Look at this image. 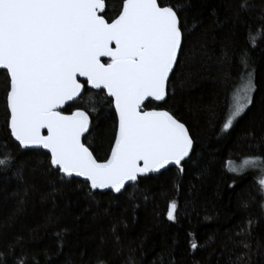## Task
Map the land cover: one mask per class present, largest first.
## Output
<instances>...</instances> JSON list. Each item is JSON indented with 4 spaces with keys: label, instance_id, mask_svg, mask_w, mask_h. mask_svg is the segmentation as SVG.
I'll return each instance as SVG.
<instances>
[{
    "label": "snow or ice",
    "instance_id": "snow-or-ice-1",
    "mask_svg": "<svg viewBox=\"0 0 264 264\" xmlns=\"http://www.w3.org/2000/svg\"><path fill=\"white\" fill-rule=\"evenodd\" d=\"M111 5L112 0H0L5 127L23 154L44 157L32 169L40 171L50 187L41 200L54 202L57 196L67 195L66 189L83 186L89 200L108 195V190L116 194L113 199L128 194L135 211L139 207L136 192L150 174L174 168L184 175L195 165L198 180L208 176V168L198 162L196 141L186 124L169 111L145 110L146 102H167L171 79L182 71L186 45L200 22L192 14L191 0H119L117 7ZM230 7L228 19L239 23L255 5L252 0H235ZM258 39H264V8L259 12L258 31L248 33L252 49L258 47ZM255 63L249 48L241 49V83L222 126L224 133L255 107ZM226 78L231 79L227 74ZM85 93L89 97L82 109L78 104L85 101ZM108 119L113 120L110 137L98 129ZM45 129L47 134H42ZM93 135L100 136L101 145L109 139L103 161L94 155L91 143L84 142ZM246 135L264 150V133L259 139L252 130ZM25 167L11 151L0 152V170L15 168L14 174L23 180ZM226 170L241 177L258 170L255 183L264 199V157H245L239 165L229 160ZM249 206V201L241 202L245 210ZM177 208L175 200L169 202L168 221H176ZM14 219L15 215L9 223ZM54 222L49 217L48 223ZM248 223L251 226L253 221ZM111 231L119 243L117 226ZM65 232L67 229L55 233L59 250ZM245 232L241 229L238 235ZM240 243L250 250L246 239ZM189 246L192 251L205 247L194 238ZM15 247L14 243L0 250V264H26L24 253L17 257ZM247 259L245 252L231 264H245ZM96 264L107 262L98 255ZM128 264H134L131 255Z\"/></svg>",
    "mask_w": 264,
    "mask_h": 264
},
{
    "label": "trees",
    "instance_id": "trees-1",
    "mask_svg": "<svg viewBox=\"0 0 264 264\" xmlns=\"http://www.w3.org/2000/svg\"><path fill=\"white\" fill-rule=\"evenodd\" d=\"M252 2L253 12L234 23L228 18L235 0H191L192 14L200 23L186 45L182 71L170 78L167 102L147 103L146 109H165L186 124L196 141L198 162L208 168V176L198 180L195 165L184 175L174 168L150 175L136 192L139 207L135 211L128 194L113 199L116 194L108 191V195L89 200L83 186L66 189L67 195L57 196L54 202L41 200L50 187L40 171L32 169L36 160L44 157L23 154L6 130L4 78L0 75V152L11 151L18 164L26 166L23 180L16 177L15 168L0 170V250L15 243V254L19 257L23 252L26 264H96L98 255L107 264H128L130 255L134 264H231L245 252V264H264V208L260 207L264 199L258 194L257 177L253 172L241 177L226 170L229 160L264 157L261 145L246 135L252 130L259 139L264 133V39L257 40L255 49L248 43L249 30L255 35L259 29L264 0ZM118 4L119 0H112L111 6ZM243 48H249L256 61L252 66L257 86L255 107L224 133L221 129L229 115L232 94L241 83L238 70ZM84 96L85 101L78 104L82 109L89 94ZM112 124V119L103 120L98 125L101 135L107 131L110 137ZM84 142L91 143L101 161L106 159L109 139L101 145L100 136L93 135ZM172 200L178 205L175 222L167 220ZM242 201H249L248 209L241 207ZM49 217L55 222L49 224ZM249 220L253 221L251 226ZM113 225L117 226L119 243L112 234ZM62 229L67 232L59 250L55 233ZM241 229L246 230L244 236L238 235ZM193 238L205 247L192 251L189 240ZM242 239L250 250L243 248Z\"/></svg>",
    "mask_w": 264,
    "mask_h": 264
},
{
    "label": "water",
    "instance_id": "water-1",
    "mask_svg": "<svg viewBox=\"0 0 264 264\" xmlns=\"http://www.w3.org/2000/svg\"><path fill=\"white\" fill-rule=\"evenodd\" d=\"M153 102H155V101H153ZM148 102H146V104H147ZM155 103H157V104H161L162 102H155ZM153 109H155V110H157V111H164L165 109H160V108H147V109H145V110H153ZM167 111V110H166ZM65 114H70V113H65ZM42 134H47V130L45 129V130H42ZM14 140V139H13ZM17 143V142H16ZM150 175H158V174H150ZM75 179H78V180H80V181H82V178H77V177H74ZM108 191H110V190H108Z\"/></svg>",
    "mask_w": 264,
    "mask_h": 264
},
{
    "label": "rangeland",
    "instance_id": "rangeland-1",
    "mask_svg": "<svg viewBox=\"0 0 264 264\" xmlns=\"http://www.w3.org/2000/svg\"><path fill=\"white\" fill-rule=\"evenodd\" d=\"M239 87V86H238ZM237 87V88H238ZM236 88V89H237ZM236 89H235V91H236ZM235 91L233 92V94L235 93ZM233 94H232V97H233ZM231 104H232V98H231ZM229 113H230V110H229ZM229 116V115H228ZM242 160H240V161H234L237 165H239L240 164V162H241ZM247 172H253L254 174H255V177H257V179L259 178V176H260V173H259V171L258 170H249V171H247ZM246 172V173H247Z\"/></svg>",
    "mask_w": 264,
    "mask_h": 264
}]
</instances>
